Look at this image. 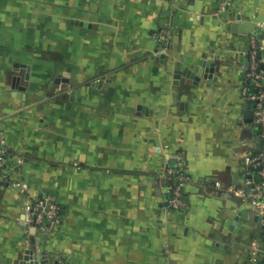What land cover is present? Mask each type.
I'll return each mask as SVG.
<instances>
[{
	"label": "crops",
	"instance_id": "0c3cea01",
	"mask_svg": "<svg viewBox=\"0 0 264 264\" xmlns=\"http://www.w3.org/2000/svg\"><path fill=\"white\" fill-rule=\"evenodd\" d=\"M253 37L264 59V0H0V264H263ZM46 194L39 231L24 202Z\"/></svg>",
	"mask_w": 264,
	"mask_h": 264
},
{
	"label": "built area",
	"instance_id": "2783aa9c",
	"mask_svg": "<svg viewBox=\"0 0 264 264\" xmlns=\"http://www.w3.org/2000/svg\"><path fill=\"white\" fill-rule=\"evenodd\" d=\"M176 0H172V3ZM170 31L163 27L154 33L161 48H165L169 39ZM257 38L251 39L249 50V66L246 79L249 85L243 87L244 98L252 104L253 122L258 129L260 146L255 153L248 156L246 172L249 177L248 185L254 184V192L251 195L252 202L264 214V68L262 46ZM9 152L0 138V184L7 181ZM170 182L168 185V203L171 209L178 210L184 206V190L188 181L185 168L179 165L169 169ZM253 174L259 175V183L252 180ZM242 193L245 192L242 191ZM25 223L39 231H50L62 215V208L56 196L52 194L31 197L24 202ZM264 239V237H263ZM264 264V263H263Z\"/></svg>",
	"mask_w": 264,
	"mask_h": 264
},
{
	"label": "water",
	"instance_id": "95a60500",
	"mask_svg": "<svg viewBox=\"0 0 264 264\" xmlns=\"http://www.w3.org/2000/svg\"><path fill=\"white\" fill-rule=\"evenodd\" d=\"M175 162H173V164H174Z\"/></svg>",
	"mask_w": 264,
	"mask_h": 264
}]
</instances>
